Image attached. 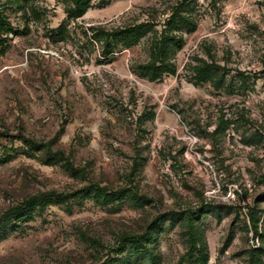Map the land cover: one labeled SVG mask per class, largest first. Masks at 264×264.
<instances>
[{
  "label": "rangeland",
  "instance_id": "obj_1",
  "mask_svg": "<svg viewBox=\"0 0 264 264\" xmlns=\"http://www.w3.org/2000/svg\"><path fill=\"white\" fill-rule=\"evenodd\" d=\"M83 1L0 0V264H264V0Z\"/></svg>",
  "mask_w": 264,
  "mask_h": 264
},
{
  "label": "trees",
  "instance_id": "obj_2",
  "mask_svg": "<svg viewBox=\"0 0 264 264\" xmlns=\"http://www.w3.org/2000/svg\"><path fill=\"white\" fill-rule=\"evenodd\" d=\"M74 5H75V8H74L75 11L70 10L69 16H72L73 15L74 17H76V16L81 15L83 13V11H84L87 3H86V1H83V0H76V2L74 3ZM167 41L172 42L173 39H167ZM164 42L165 41L162 40L158 44H154V46H153L152 55H151L152 61L147 66L148 72L151 75H156V74L160 73L163 70V68H164V65L162 63H161V65L159 67H156L155 66V64L157 62H159V61L160 62L161 61L163 62V60H164V58L166 56V49L167 48L164 45ZM165 69L168 70V72H169V67L168 68H165ZM170 71H171L170 74H173L174 73L173 70H170ZM56 155L59 156L60 158H64L63 157V154L60 153V152H58ZM101 193L103 194L102 191H101ZM103 197L106 200H112L113 199V195L104 196V194H103ZM186 219L187 220H190V218L188 216H186ZM256 225L257 224L253 221L252 227H253V230H254V233H253L254 236L257 235V226ZM192 230H193V226H191V234H190V236H191V244H192V247H191V250L189 252V256H191L192 253H197V255H198L197 256V262L200 263V264H206L207 257H206V254L204 252V249L203 248H200V247L199 248H195V246H194L196 244V242L199 241V240H198V237H197L196 232H194V234H193ZM122 251L123 250L121 248V250H118V253L119 252H122Z\"/></svg>",
  "mask_w": 264,
  "mask_h": 264
}]
</instances>
